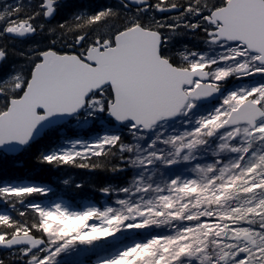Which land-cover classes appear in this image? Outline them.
<instances>
[{
    "label": "snow or ice",
    "instance_id": "snow-or-ice-1",
    "mask_svg": "<svg viewBox=\"0 0 264 264\" xmlns=\"http://www.w3.org/2000/svg\"><path fill=\"white\" fill-rule=\"evenodd\" d=\"M59 24L45 20L55 0H12L0 7V61L21 58L0 77V144L25 143L36 124L53 113L86 105L130 120L133 138L143 137L163 118L187 114L195 102L217 93L230 76L264 75V0H120ZM172 13L157 17L155 13ZM198 34L220 49L210 57L196 50L173 52L172 36ZM47 41L23 51L8 44L31 35ZM178 57V59H177ZM42 108L44 111L38 112ZM219 133L228 161L196 165L197 178L154 185L143 176L119 191V207L69 211L60 204H29L18 218L0 214V264H59L62 254L92 245L121 228L168 225L155 235L96 264H264V83L227 93L196 126L145 149L118 135L41 159L81 168L109 167L113 154L145 170L155 161L171 165ZM79 143V142H77ZM111 165L112 170L123 167ZM39 186L0 187V199L22 202L43 194ZM101 191L108 192L109 188ZM182 226H179L181 225ZM19 246V247H17Z\"/></svg>",
    "mask_w": 264,
    "mask_h": 264
},
{
    "label": "trees",
    "instance_id": "trees-1",
    "mask_svg": "<svg viewBox=\"0 0 264 264\" xmlns=\"http://www.w3.org/2000/svg\"><path fill=\"white\" fill-rule=\"evenodd\" d=\"M56 16L46 24L63 23L74 15L79 14H94L96 11L110 7L119 9L116 6H110L107 0H60ZM120 10V9H119ZM48 35H37L32 43L47 41ZM30 43V44H32ZM205 41L199 38L198 34L190 31H183L182 34L174 35L169 41V48L173 52H180L182 50H201ZM9 47V46H8ZM26 46L19 43L15 48L17 51H23ZM178 59V57H177ZM21 62V58L9 53L4 67L0 69V76H6L13 71V65ZM84 135H90L102 131L97 120L91 123L90 126H83ZM74 131L72 127L60 126L49 129L44 136L31 144L18 156H9L0 153V184L4 181L15 183H28L39 181L40 183L51 184L56 193L62 194L66 198H91L98 200L100 198V191L102 188L117 187L128 183L131 179V171L125 162L121 161L119 154H113L108 164L116 165L122 164L123 167L112 170V168L104 167L97 169L81 168L74 164H50L44 162L41 157L46 155L56 148L62 139ZM74 135V134H73ZM121 139L127 143L131 142V135L127 132H121ZM41 194H32L23 199L22 202H15L14 200H7L4 205L0 207L14 206V211L10 212V216L17 217V212L26 208L24 203L42 199ZM8 254L0 251V258L6 257ZM11 264H23L20 260L11 261Z\"/></svg>",
    "mask_w": 264,
    "mask_h": 264
},
{
    "label": "rangeland",
    "instance_id": "rangeland-1",
    "mask_svg": "<svg viewBox=\"0 0 264 264\" xmlns=\"http://www.w3.org/2000/svg\"><path fill=\"white\" fill-rule=\"evenodd\" d=\"M220 51L219 48L215 46L207 45L203 51L200 53H205L210 57H214ZM258 75L257 78L251 80H241L236 82L235 85L229 87V91L232 89H239V88H251L258 84L264 83V77L261 74H253ZM249 75V76H253ZM248 76V77H249ZM232 76L226 78L225 80L231 79ZM225 80L221 83L225 84ZM250 81V82H249ZM231 83V82H230ZM220 102H216L212 105H197L192 111V113L188 112L184 114L185 116L179 121L171 123L165 122L162 123L158 129H155L154 132L148 135V139L145 143H140L137 141V138L132 137V143L138 144L141 149L147 148L149 144L153 141H156L157 134L159 133L162 137H167L169 135L179 134L185 130H190L191 128L196 126V122L200 117L207 116L209 113L213 112L214 109L219 105ZM103 112L99 109L93 110L90 108H86L85 116L83 118H78L75 122L70 123L68 127L74 128L76 130L74 133H81L82 131V123L84 122L85 117L90 118L91 116H98V119L101 121L103 117L100 113ZM127 131L132 135L130 130V125H126ZM116 129L113 126H109L105 129V132L101 134L98 138L92 139L90 144L95 143L96 141L102 139L104 136L116 135ZM219 133L215 136L208 138L207 142L204 144L203 149H194L191 152H186L185 155L188 156L187 160L183 158H179L171 165L165 164L162 161H155L153 165L149 166L147 170L140 166H132V181L140 176H143L149 182L153 183L154 185H161L163 186L168 181L172 179L179 178L180 180H187V179H195L197 178V170L196 165L206 166L209 163H213L217 159H221L223 161L230 160L235 154L231 153L227 150H220L219 144ZM145 136V135H144ZM81 142L82 139L80 138H66L62 145L58 148L57 152H62L64 150L73 149L82 147L83 143ZM156 147L159 150L164 152L172 151V146L170 145H161L159 141H156ZM163 166V167H162ZM166 166H171L167 168ZM129 183V184H131ZM128 184V185H129ZM122 186L123 187H127ZM4 186V185H3ZM2 186V187H3ZM6 186H33V185H6ZM38 186V185H34ZM120 188V189H121ZM120 189H114L112 198L110 201L103 199L100 205H97L91 200H65V199H57L56 200H49L46 199L42 203H35L40 205L43 208H52L56 204H60L63 208H66L69 211H84L88 208H98L104 210L106 208H116L119 207L117 204V200L120 198H124L125 194L120 192ZM49 192V191H46ZM179 226H182L179 225ZM173 231L168 225H152L142 229H126L121 228L116 233H113L110 237L102 238L100 241L95 242L92 245L80 246L76 250L72 251L71 253L62 254L58 260L59 264H96V261L99 259L112 257L117 255L120 251L124 250L127 247H130L136 243H143L147 240L151 239L155 235H162L168 234Z\"/></svg>",
    "mask_w": 264,
    "mask_h": 264
},
{
    "label": "water",
    "instance_id": "water-1",
    "mask_svg": "<svg viewBox=\"0 0 264 264\" xmlns=\"http://www.w3.org/2000/svg\"><path fill=\"white\" fill-rule=\"evenodd\" d=\"M135 6V5H133ZM161 14H163L164 12H159ZM164 14H172V13H164ZM55 16V12L53 13V15L49 18H47V21H50L54 18ZM1 63V61H0ZM224 89L220 88L219 91L217 93H213L212 95H210L209 97L206 98H201L197 101L201 102V103H209L212 102L213 100L217 99L222 93H223ZM85 105H82L80 108L74 110L73 112L70 113H53L52 115L49 116H45L44 119L40 120L36 126L34 127L30 137L28 138V140L25 143H20L18 141H11V142H4L2 144H0V151L8 154V155H18L25 147H28L32 142L37 141L39 138H41L45 132V130H47L50 127L56 126V125H60L63 124L65 122H68L75 114H78L82 111V108ZM44 110L42 108L38 109V112H43ZM180 113H177L176 115H174L173 117H167V118H163L160 121H158L156 123V125L163 121V120H176L179 117ZM107 116L108 117H112L116 123V126L119 127L121 124H124L126 122H131L130 120H125V121H118L111 113L107 112ZM147 132H151L152 129L146 130ZM107 195V194H106ZM19 247V246H17Z\"/></svg>",
    "mask_w": 264,
    "mask_h": 264
},
{
    "label": "flooded vegetation",
    "instance_id": "flooded-vegetation-1",
    "mask_svg": "<svg viewBox=\"0 0 264 264\" xmlns=\"http://www.w3.org/2000/svg\"><path fill=\"white\" fill-rule=\"evenodd\" d=\"M113 1L115 2V4H119V6H121L124 9L123 4L119 0H113ZM11 2H12V0H0V7H2L3 3H11ZM25 2H27V0H25ZM22 40L23 39L19 38L18 40H15V41H12L11 43H9L8 46L12 47V48H15L17 46V44H19L20 41H22ZM29 44H30V40H27V38L24 39L23 45L27 47V45H29ZM5 60L2 61V64L5 62Z\"/></svg>",
    "mask_w": 264,
    "mask_h": 264
}]
</instances>
